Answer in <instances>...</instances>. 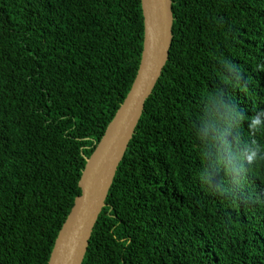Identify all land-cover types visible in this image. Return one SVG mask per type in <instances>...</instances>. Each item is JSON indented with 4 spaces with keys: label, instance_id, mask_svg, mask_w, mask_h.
<instances>
[{
    "label": "trees",
    "instance_id": "trees-1",
    "mask_svg": "<svg viewBox=\"0 0 264 264\" xmlns=\"http://www.w3.org/2000/svg\"><path fill=\"white\" fill-rule=\"evenodd\" d=\"M172 12L81 264H264V0ZM143 37L141 0H0V264H47Z\"/></svg>",
    "mask_w": 264,
    "mask_h": 264
},
{
    "label": "water",
    "instance_id": "water-1",
    "mask_svg": "<svg viewBox=\"0 0 264 264\" xmlns=\"http://www.w3.org/2000/svg\"><path fill=\"white\" fill-rule=\"evenodd\" d=\"M143 49L134 81L94 150L86 158L78 185L80 194L54 241L47 264H81L93 227L105 205L144 103L167 61L173 37L172 0H141Z\"/></svg>",
    "mask_w": 264,
    "mask_h": 264
},
{
    "label": "clouds",
    "instance_id": "clouds-1",
    "mask_svg": "<svg viewBox=\"0 0 264 264\" xmlns=\"http://www.w3.org/2000/svg\"><path fill=\"white\" fill-rule=\"evenodd\" d=\"M241 78V76L238 77V80ZM215 103H218V104H222V106L227 109L230 113H232L234 116L236 115L233 110L228 107L226 104L223 103L222 100L220 99H213ZM229 123V126H230V121H228ZM258 123L257 121H254L253 122V125H251L252 127H255V124ZM221 140L223 143H227L226 141L223 140V137H221ZM257 153H259V157L257 156ZM248 159V162L249 163H252L253 161H256L257 159H264V150H261L259 148L256 149V151L252 152V154L250 156L247 157Z\"/></svg>",
    "mask_w": 264,
    "mask_h": 264
}]
</instances>
